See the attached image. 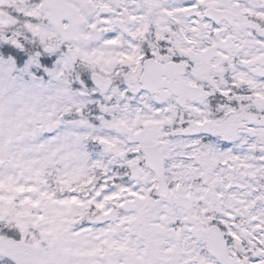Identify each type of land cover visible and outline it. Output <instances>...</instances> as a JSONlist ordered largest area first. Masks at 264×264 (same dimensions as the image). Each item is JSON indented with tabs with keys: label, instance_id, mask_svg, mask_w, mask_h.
<instances>
[{
	"label": "snow or ice",
	"instance_id": "1",
	"mask_svg": "<svg viewBox=\"0 0 264 264\" xmlns=\"http://www.w3.org/2000/svg\"><path fill=\"white\" fill-rule=\"evenodd\" d=\"M0 0V264H264V0Z\"/></svg>",
	"mask_w": 264,
	"mask_h": 264
},
{
	"label": "clouds",
	"instance_id": "2",
	"mask_svg": "<svg viewBox=\"0 0 264 264\" xmlns=\"http://www.w3.org/2000/svg\"><path fill=\"white\" fill-rule=\"evenodd\" d=\"M15 2L16 0H12V6H10L9 8H6L5 11L8 12L9 14L14 13L15 12Z\"/></svg>",
	"mask_w": 264,
	"mask_h": 264
}]
</instances>
